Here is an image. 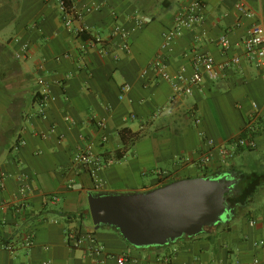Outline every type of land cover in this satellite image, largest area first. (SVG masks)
<instances>
[{
    "label": "crops",
    "instance_id": "1",
    "mask_svg": "<svg viewBox=\"0 0 264 264\" xmlns=\"http://www.w3.org/2000/svg\"><path fill=\"white\" fill-rule=\"evenodd\" d=\"M73 1L101 5L86 22L104 38V53L89 47L86 34L64 25L55 0H0V170L10 175L0 191V264H119L120 255L130 258L125 264H264V129L256 133L254 149H239L227 166L215 155L208 167V176L232 173L237 180L236 199L222 222L149 247L130 244L114 227L96 229L90 193L151 190L163 185L158 169L173 173L168 182L204 176L197 163L205 137L221 144L243 132L253 104L264 110V77L260 67L242 59L193 95H176L170 81L143 71L192 0ZM239 2L254 11L252 18L241 17ZM202 14V24L185 30L165 51L171 74L192 73L196 44L218 61L240 55L249 27H264V0H205ZM117 21L130 32V51L112 38ZM223 33L233 44L227 54L217 41ZM17 38L29 43L26 58L16 56ZM40 76L56 96L46 118L37 113ZM124 84L131 89L120 99ZM98 119L106 121L105 131ZM125 128L134 141L119 159ZM103 132L109 137L104 144ZM87 144L115 162L93 172L74 165V153ZM23 181L28 196L19 208ZM53 195L59 199L51 201ZM75 227L92 232L103 253H91L86 240L71 248L66 232ZM9 243L12 250L2 247Z\"/></svg>",
    "mask_w": 264,
    "mask_h": 264
},
{
    "label": "built area",
    "instance_id": "2",
    "mask_svg": "<svg viewBox=\"0 0 264 264\" xmlns=\"http://www.w3.org/2000/svg\"><path fill=\"white\" fill-rule=\"evenodd\" d=\"M61 15V19L66 27L73 28L77 35H87V44L90 48L97 47L100 52L104 53L106 48L104 46V38L98 32H94L87 22L88 15L101 9V5L92 2L89 4L78 5L73 0H55ZM205 7V0H192L190 5L179 14L173 25L163 33V42L161 45V52L155 57V59L148 65L147 69L143 71V75L151 71L154 75V79H163L171 82L175 94L179 95H193L194 91L201 89L207 80L214 81L221 77L223 70L235 67L242 59H246L249 62L254 63L256 66L262 69L264 77V27L259 24H252L247 34L242 38V53L240 55H233L227 57L222 61H218L212 54L201 50L198 44H196L192 50L193 55V70L192 73L187 76L184 72H178L171 74L167 64V54L165 51L170 50L171 45L175 40L180 37L187 29H195L199 27L204 19L202 10ZM237 8L241 13V17L252 18L254 11L246 5L244 2H239ZM113 14L117 18L118 14L113 11ZM118 19V18H117ZM137 25L142 23L141 18H137ZM119 38V45L122 49L130 51L131 41L130 32L120 23L114 25L112 30V38ZM17 42L20 39H15ZM218 44L221 47L222 52L227 54L232 48V41L227 33H223L218 38ZM21 51L17 53V58H26L29 43L20 41ZM39 86L37 100V113L42 117H47V110L52 101L56 100V96L50 92L47 81L44 77L40 76L37 80ZM131 89L129 84L122 85V92L120 99L125 97V93ZM254 111L247 124L245 125L243 132L231 138L226 143H216L211 138L205 137L206 149L200 154V161L197 163L198 170L203 173H208V167L213 162L215 155L220 158L221 165H229L233 162L237 151L239 149H254L256 147L255 135L256 133L264 129V110H260L257 103L253 104ZM135 114H131V118H135ZM70 120L69 117L66 118ZM97 126L105 131L107 123L104 119H98L96 121ZM109 137L106 132L101 135V143L104 144L108 141ZM115 159L112 157H105L102 153H94L92 144H87L77 150L73 155V163L83 169H89L92 172L97 169H104L107 166L113 164ZM156 175L162 184L173 179V173L167 170L158 169L155 171ZM10 177L9 173L0 170V191L6 186V180ZM23 187L21 188L22 201L17 205L19 208L25 205L28 196V186L23 181ZM58 196L53 195L50 200H58ZM66 240L71 248H77L81 246L83 240L89 242V250L91 253L100 254L103 253L104 247L99 243L98 239L92 232H83L79 227L70 228L66 232ZM32 244V240L27 241V245ZM261 243H256L260 245ZM3 248L12 250V244H3ZM119 264H125L130 258L126 255H120L117 257ZM104 259H100L98 264H103ZM42 264H50L48 261Z\"/></svg>",
    "mask_w": 264,
    "mask_h": 264
},
{
    "label": "water",
    "instance_id": "3",
    "mask_svg": "<svg viewBox=\"0 0 264 264\" xmlns=\"http://www.w3.org/2000/svg\"><path fill=\"white\" fill-rule=\"evenodd\" d=\"M232 173L186 177L148 191L89 194L96 226H111L136 247L162 246L196 236L231 212L227 198L235 192Z\"/></svg>",
    "mask_w": 264,
    "mask_h": 264
},
{
    "label": "trees",
    "instance_id": "4",
    "mask_svg": "<svg viewBox=\"0 0 264 264\" xmlns=\"http://www.w3.org/2000/svg\"><path fill=\"white\" fill-rule=\"evenodd\" d=\"M85 36V35H84ZM87 38V37H86ZM121 139H122V141L124 142V147L122 148V149H119L118 151H117V153H116V156H117V158H122L123 156H124V154L127 152V150H128V142H130V141H134V138H133V136L131 135V133H130V131L128 130V129H122L121 130ZM204 176H208V174H204ZM165 184H167V183H165ZM165 184H163V185H165ZM255 184H258V182H256L255 181V183H252V182H250L249 183V186L248 187H253V186H255ZM239 196L241 197V195L239 194ZM238 196V197H239ZM229 198H230V200H231V202H233V201H235V199H236V196H229ZM115 228V227H114ZM116 229V228H115ZM117 231H118V229H116ZM119 232V231H118Z\"/></svg>",
    "mask_w": 264,
    "mask_h": 264
},
{
    "label": "flooded vegetation",
    "instance_id": "5",
    "mask_svg": "<svg viewBox=\"0 0 264 264\" xmlns=\"http://www.w3.org/2000/svg\"><path fill=\"white\" fill-rule=\"evenodd\" d=\"M227 201H228V203H229V205H230V204H231V200H230L229 197L227 198Z\"/></svg>",
    "mask_w": 264,
    "mask_h": 264
},
{
    "label": "rangeland",
    "instance_id": "6",
    "mask_svg": "<svg viewBox=\"0 0 264 264\" xmlns=\"http://www.w3.org/2000/svg\"><path fill=\"white\" fill-rule=\"evenodd\" d=\"M162 186V185H161Z\"/></svg>",
    "mask_w": 264,
    "mask_h": 264
}]
</instances>
